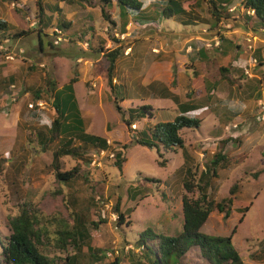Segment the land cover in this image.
<instances>
[{"label": "rangeland", "instance_id": "1", "mask_svg": "<svg viewBox=\"0 0 264 264\" xmlns=\"http://www.w3.org/2000/svg\"><path fill=\"white\" fill-rule=\"evenodd\" d=\"M181 1L196 18L192 24L181 23L187 18H170L161 20L157 28H139L130 20L120 34L116 7L105 8L115 22L111 24L102 16L98 3L0 0V19L6 21L7 32H28L0 43L2 237L8 236V218L17 213L19 204L38 208L39 224L51 231L56 223L50 217L71 222L69 213L78 208L86 222L97 224V229H91V246L104 253L117 250L120 264H135L130 259L149 264L134 243L141 232L151 229L169 236L182 232L184 158L179 148L161 150L159 157L155 149L135 144L134 139L142 128L172 120L180 112L178 103L188 102L199 107L187 115L198 117L204 110L207 113L198 129L180 131L184 150L191 159L189 164L200 171L215 153L227 156V163L218 169L207 189L208 199L219 202L229 195L233 184L237 186L229 216L225 218L213 209L200 231L228 236L235 228L232 244L243 262L264 264V120L257 119L264 105V32L244 27V9L238 5L239 0L227 6L216 29L210 27L213 17L209 0ZM148 3L144 0V6ZM53 6L61 9V15L51 11ZM41 11L45 17L40 16ZM58 31L60 39L56 41ZM37 32L43 35V49L39 48ZM249 32L256 35L252 50L247 49L244 39ZM221 36L231 41V45L224 43L226 49L220 45ZM116 47L119 54L112 83L126 89L124 99L115 97L108 84L105 52ZM224 74L229 80L220 79ZM72 77L77 80L73 98L84 130L105 137L109 148L101 151L83 146L82 157H61L62 170L78 166L79 171L73 180L59 182L51 167L58 140L43 151L34 134L46 132L54 118L48 79L59 88ZM211 82H215L212 90L207 89ZM173 96L178 98L177 104ZM114 99L126 118L130 108L143 105L151 107L153 118H136L128 126L117 112ZM66 102L68 122L73 108L69 100ZM78 144L75 140L74 145ZM118 151L124 158L121 169L115 165ZM161 160H166L164 167L158 164ZM190 196L196 198L197 191ZM116 205L124 214L132 209L125 216L130 225L117 224ZM40 249L59 256L56 264H63L64 255L73 252L70 247L64 253L57 252L52 245ZM86 254V247H82L78 264H86ZM173 264L207 262L192 246L177 263L173 259Z\"/></svg>", "mask_w": 264, "mask_h": 264}, {"label": "trees", "instance_id": "2", "mask_svg": "<svg viewBox=\"0 0 264 264\" xmlns=\"http://www.w3.org/2000/svg\"><path fill=\"white\" fill-rule=\"evenodd\" d=\"M87 5H100L101 14L109 20L111 24H115L114 20L109 18L105 8H117L120 19L119 33L125 32L126 25L133 21L135 26L139 28L152 27L157 28L161 20L170 18H187L182 20L184 25L192 24L196 18L190 14L191 10H186L181 0H149L147 6H144V0H81ZM211 16L213 18L210 24L211 29H216L217 24L223 19V12L227 10V6L232 4L233 0H209ZM238 5L244 9L242 14V22L247 30L264 32V0H239ZM51 11H56L58 16L61 15V9L58 6H53ZM40 16H43L42 11ZM41 17V18H42ZM59 18V17H58ZM193 19V20H192ZM63 21L61 26L65 27ZM6 21L0 19V43L5 39L21 37L27 35L28 32L21 30L9 34ZM57 37V34H55ZM42 33L37 32L38 45L43 49ZM57 39V38H56ZM115 43H120L114 39ZM118 43V44H119ZM224 43L231 45V41L226 40L221 36L220 45ZM51 45V42H47ZM193 45V42H192ZM101 47V46H100ZM223 48H225L223 46ZM102 49V48H100ZM226 49V48H225ZM102 51V50H101ZM98 51L96 50V53ZM201 52V50L199 51ZM108 67L107 77L111 91L116 97H126V89L120 84L112 83L115 60L118 57V47L105 52ZM221 70H225V68ZM199 76L194 78L195 81ZM224 81L229 78L224 74L220 78ZM76 77H72L67 83L57 88L56 83L48 79V89L52 94V105L54 107V118L50 123V127L46 132L38 131L34 134V138L38 141L42 150H46L49 144L54 140H58V146L53 152L51 167L54 170V176L59 182H69L73 180L79 171L78 166H74L69 170L60 168L59 159L63 156H70L78 159L82 157L85 150L83 146H93L98 150H107L109 144L103 136L87 133L83 127V118L80 110L74 101L73 85L76 82ZM208 88L212 90L215 82L208 83ZM206 89V87H205ZM172 96V93L167 92ZM39 98V96H37ZM172 99V98H171ZM67 100L71 102L73 112L69 115L70 121L67 122L68 115H65L67 108ZM175 103H178V98L173 96ZM176 103V104H177ZM114 104L117 112L121 113L123 122L130 126L136 118L148 117L153 118V113L150 112L151 107L143 105L141 107L130 108L127 112V118L124 111ZM199 106L193 103H178L179 114L172 120L158 121L152 126L144 127L134 139V143L145 146L150 149H155L156 154L161 157L163 151L182 149L184 175L181 181V209L183 216L182 232L178 236H169L162 233H155L151 229H145L134 242L137 249L141 251V256L149 261V264H173V259L176 263L183 256L189 247H196L201 256L206 260L207 264H245L232 244V234L235 228L232 229L228 236H214L205 234L200 231L201 226L209 216L213 209L223 213L224 217H228L231 211L234 191L237 189L236 184H233L229 189V195L221 201L214 203L208 199L207 189L211 186L212 178L217 176V171L227 163V156L223 152H217L210 159L202 170L197 171L193 164H189L191 159L187 156L184 150V140L180 135L182 129H198L203 118L207 115L204 111L198 117L187 115L188 111L197 109ZM78 140L80 144L74 145V141ZM125 147V146H124ZM115 165L121 169V164L124 158L121 157V152L115 153ZM166 160H161L158 164L165 166ZM197 191V197L190 196ZM70 203V202H69ZM17 213L8 218L9 234L6 237L0 235V264H56L59 256H50L41 251V246H54L57 252H66L68 247L73 250L70 254H65L63 264H78V252L82 247H86L87 262L86 264H103L105 263V253L100 248L93 247L89 244L93 237L91 229H97L95 222L90 225L86 222L78 212V208L70 214L71 222L62 221V218L53 216L50 221L56 223V228L52 231L39 224L38 213L39 209L31 206L29 203L19 204ZM247 207H244V211ZM117 212L118 225H130V221L125 216L132 212L128 208L124 212L119 211L118 205L115 206ZM241 219V218H240ZM61 222V223H60ZM189 244V245H187ZM153 255L150 257L149 255ZM131 262L141 264V260L136 259ZM121 258L115 256L111 261L105 264H120Z\"/></svg>", "mask_w": 264, "mask_h": 264}, {"label": "built area", "instance_id": "3", "mask_svg": "<svg viewBox=\"0 0 264 264\" xmlns=\"http://www.w3.org/2000/svg\"><path fill=\"white\" fill-rule=\"evenodd\" d=\"M59 31L56 33L57 34V39L56 41H58V39H60L59 37ZM247 41V49L252 50L254 49L251 42L256 40V35L254 33H247L246 37L244 38ZM255 61V59H253V62ZM245 72L247 73V70H245ZM261 111L262 114L261 115H257V119L258 120H264V105H261ZM114 255L118 256V251L117 250H113V251H108L105 252V259H110L111 257H114ZM113 259V258H112Z\"/></svg>", "mask_w": 264, "mask_h": 264}]
</instances>
